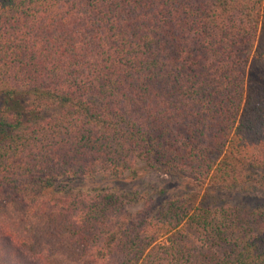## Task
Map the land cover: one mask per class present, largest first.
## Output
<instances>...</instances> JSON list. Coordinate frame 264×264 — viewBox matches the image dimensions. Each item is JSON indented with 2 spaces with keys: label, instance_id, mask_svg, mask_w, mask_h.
I'll return each mask as SVG.
<instances>
[{
  "label": "trees",
  "instance_id": "16d2710c",
  "mask_svg": "<svg viewBox=\"0 0 264 264\" xmlns=\"http://www.w3.org/2000/svg\"><path fill=\"white\" fill-rule=\"evenodd\" d=\"M0 264H264V0H0Z\"/></svg>",
  "mask_w": 264,
  "mask_h": 264
},
{
  "label": "rangeland",
  "instance_id": "374dc122",
  "mask_svg": "<svg viewBox=\"0 0 264 264\" xmlns=\"http://www.w3.org/2000/svg\"><path fill=\"white\" fill-rule=\"evenodd\" d=\"M110 183L112 182L110 181ZM113 184L114 186L120 189H129L134 186L150 195L155 194L157 192L159 193L160 191H162L163 195L166 196H171L175 194L186 195L190 190V187L187 185L186 182H184L182 178L170 177L168 175L158 172H152L147 174L140 173L137 176V178L133 176H129V177L127 176L126 178L113 181ZM258 196H260V193H257L256 196L247 195L246 197L244 196L243 198H246V200L249 201H254L255 199H258ZM199 199H200V195L196 197L195 202H198ZM210 200L212 201L213 199ZM141 206H142L141 203L128 204V207L131 211H135L139 209ZM160 240L164 241L165 236H163Z\"/></svg>",
  "mask_w": 264,
  "mask_h": 264
}]
</instances>
